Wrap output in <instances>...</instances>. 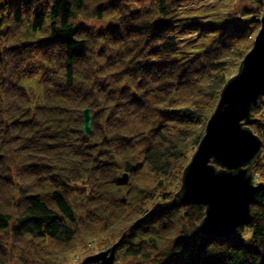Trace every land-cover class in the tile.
<instances>
[{"label": "trees", "instance_id": "16d2710c", "mask_svg": "<svg viewBox=\"0 0 264 264\" xmlns=\"http://www.w3.org/2000/svg\"><path fill=\"white\" fill-rule=\"evenodd\" d=\"M201 1L0 0V264H83L124 234L123 262L264 264V189L231 237L201 235L203 209L175 200L263 14L181 9ZM253 113L264 182V98Z\"/></svg>", "mask_w": 264, "mask_h": 264}, {"label": "water", "instance_id": "95a60500", "mask_svg": "<svg viewBox=\"0 0 264 264\" xmlns=\"http://www.w3.org/2000/svg\"><path fill=\"white\" fill-rule=\"evenodd\" d=\"M264 3V0H259ZM165 21L161 20L163 25ZM251 49L238 71L224 84L209 117L204 135L185 166L175 200L197 204L204 216L198 224L201 235L231 237L252 220L251 204L264 182L255 183V165L263 140L252 128L258 118L254 107L264 98V12ZM84 131L92 132V112H83ZM128 174L121 177L127 182ZM124 234L105 250L87 256L83 264H122L116 251Z\"/></svg>", "mask_w": 264, "mask_h": 264}, {"label": "rangeland", "instance_id": "374dc122", "mask_svg": "<svg viewBox=\"0 0 264 264\" xmlns=\"http://www.w3.org/2000/svg\"><path fill=\"white\" fill-rule=\"evenodd\" d=\"M235 4H236L235 0H205V1L196 2L192 4H186L181 9L187 12L192 10L196 14L197 13L200 14L201 16L200 21H217V20L223 21L227 18L228 11L234 8ZM255 8L258 10L257 6H255ZM261 12H264V5H263V11ZM197 37H198V33L181 34L179 36L178 42L183 48H188L187 46L190 47V44L194 42L197 39ZM255 183H259L257 182L256 178H255ZM94 253L95 252H92L91 254H94ZM77 257L79 259L82 258L84 260L86 256L83 257V254H81V255H77ZM83 260H82V263H83ZM116 260L118 262H121L122 264H168L164 259L162 260L152 259L149 262H144L141 259H137V258H129L128 260L124 262L119 260L118 258ZM72 263L77 264L75 262H72Z\"/></svg>", "mask_w": 264, "mask_h": 264}]
</instances>
